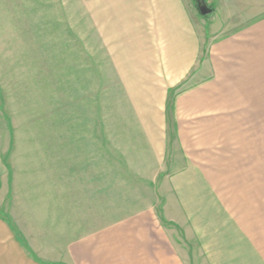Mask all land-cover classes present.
I'll list each match as a JSON object with an SVG mask.
<instances>
[{
    "label": "rangeland",
    "instance_id": "1",
    "mask_svg": "<svg viewBox=\"0 0 264 264\" xmlns=\"http://www.w3.org/2000/svg\"><path fill=\"white\" fill-rule=\"evenodd\" d=\"M184 1L202 57L178 82H158L133 76L102 4L0 0V215L36 264H83L84 252L115 248L110 237L127 249L174 240L182 260L203 264L205 211L168 188L185 163L173 101L207 74L212 43L257 20V2L203 0L202 15L198 0Z\"/></svg>",
    "mask_w": 264,
    "mask_h": 264
},
{
    "label": "crops",
    "instance_id": "2",
    "mask_svg": "<svg viewBox=\"0 0 264 264\" xmlns=\"http://www.w3.org/2000/svg\"><path fill=\"white\" fill-rule=\"evenodd\" d=\"M93 1L102 4L99 17L114 27L123 58L139 67L133 75L139 80L178 82L202 57L184 0ZM255 2L257 10L248 16L257 20L212 43L207 74L173 101L175 149L185 163L169 177L168 188L173 195L187 193L189 206L205 211L203 264H264V0ZM174 201L178 210L186 208L184 197ZM15 227L0 215V264H36ZM145 239L139 249H127L125 241L110 237L115 248L79 258L83 264H109L108 258L187 264L174 240L170 249H149Z\"/></svg>",
    "mask_w": 264,
    "mask_h": 264
},
{
    "label": "water",
    "instance_id": "3",
    "mask_svg": "<svg viewBox=\"0 0 264 264\" xmlns=\"http://www.w3.org/2000/svg\"><path fill=\"white\" fill-rule=\"evenodd\" d=\"M198 7L202 15H205L209 12L207 7L203 4V0H198Z\"/></svg>",
    "mask_w": 264,
    "mask_h": 264
}]
</instances>
